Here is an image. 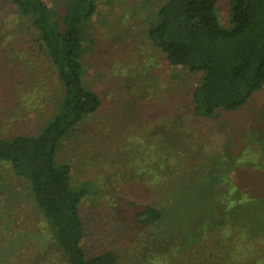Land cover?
I'll return each mask as SVG.
<instances>
[{
  "label": "rangeland",
  "instance_id": "obj_1",
  "mask_svg": "<svg viewBox=\"0 0 264 264\" xmlns=\"http://www.w3.org/2000/svg\"><path fill=\"white\" fill-rule=\"evenodd\" d=\"M44 1L60 9L65 0ZM96 1L98 11L88 26L93 41L84 83L100 96L102 104L60 144L57 164L69 166L73 188L88 191L80 208L87 255L112 251L119 264L136 258L140 264L144 256L153 257L149 246L157 252V245H152L155 236L154 241L178 236L180 212L184 216L185 207L170 215L167 231L171 229L172 234L161 233L166 229L161 225L142 229L136 220L144 206H171L166 193L168 185H175L174 172L194 176L202 168L200 173L208 175L220 167L224 155L231 157L233 170L262 164L249 158L250 148L248 153L241 151L239 138L248 131L252 135L248 133L247 146L256 149L264 144V87L238 111H220L214 119L195 118L191 94L202 75L171 66L146 36L166 0ZM229 5L230 0H219L218 14L226 28L230 27ZM16 11L11 0H0L2 139L37 136L62 103L49 57ZM181 152L186 161L178 168ZM146 167L148 171L143 170ZM242 172L232 177L233 182ZM165 174L172 180L165 179ZM176 209L172 207L171 212ZM48 227L30 186L14 175L9 164L1 163L0 264H66ZM224 230L215 226L201 235L198 251L207 264H222L219 258L223 264H264V236L240 238L250 246L244 248L239 236L226 237ZM184 232L183 227V236ZM175 240L167 243L175 247Z\"/></svg>",
  "mask_w": 264,
  "mask_h": 264
},
{
  "label": "trees",
  "instance_id": "obj_2",
  "mask_svg": "<svg viewBox=\"0 0 264 264\" xmlns=\"http://www.w3.org/2000/svg\"><path fill=\"white\" fill-rule=\"evenodd\" d=\"M11 3L18 17L35 32V43L47 53L62 91V103L37 136L0 138V164H9L14 175L30 186L35 205L48 222L66 264H119L112 251L87 255L80 208L88 191L73 188L69 166L57 164L60 144L102 104L100 96L84 83L93 41L88 26L97 14V1L65 0L60 9L44 0ZM218 4L219 0H166L146 32L151 46L165 55L171 66L202 75L191 94L192 114L198 119H214L220 111H238L264 87V0H230L229 28L221 24ZM172 133L175 131L166 135ZM248 133L239 138L241 151L250 148L249 158L262 160V164L233 170L231 157L224 155L220 167L212 168L208 175L200 173L202 168L194 176L181 177L174 172L175 185H168L166 193L171 206L147 205L136 215L142 229L161 225L166 227L161 233L170 234V215L172 218L180 208L186 209L184 216L180 212L178 236H160L154 241L155 236L152 245H157V252L149 246L153 257L144 256L140 264H207L198 245L203 232L215 226L225 229L226 237L232 233L239 236L244 248L250 246L240 238L264 236V144L256 149L247 146ZM181 154L178 168L186 161ZM239 171L243 172L234 183L232 177ZM172 207L177 209L171 212ZM175 237L174 247L167 242H174ZM218 260L223 264L221 258ZM136 261L138 258L130 264Z\"/></svg>",
  "mask_w": 264,
  "mask_h": 264
}]
</instances>
